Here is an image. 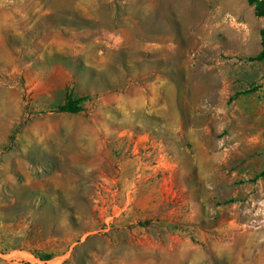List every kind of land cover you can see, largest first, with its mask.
I'll return each mask as SVG.
<instances>
[{
    "label": "rangeland",
    "instance_id": "rangeland-1",
    "mask_svg": "<svg viewBox=\"0 0 264 264\" xmlns=\"http://www.w3.org/2000/svg\"><path fill=\"white\" fill-rule=\"evenodd\" d=\"M263 29L248 0H0V264H264Z\"/></svg>",
    "mask_w": 264,
    "mask_h": 264
},
{
    "label": "trees",
    "instance_id": "trees-1",
    "mask_svg": "<svg viewBox=\"0 0 264 264\" xmlns=\"http://www.w3.org/2000/svg\"><path fill=\"white\" fill-rule=\"evenodd\" d=\"M251 6H254L256 15L258 17L264 18V0H248ZM251 61H263L264 60V29L262 31V50L261 52L255 56L250 58ZM85 101L84 97L78 98L75 97L71 92L67 93L66 100L63 104L59 105L54 109L53 112L58 114H72L77 115L85 111V107L83 102ZM260 177H264V171L260 175ZM53 257L52 256H43V261H49Z\"/></svg>",
    "mask_w": 264,
    "mask_h": 264
}]
</instances>
